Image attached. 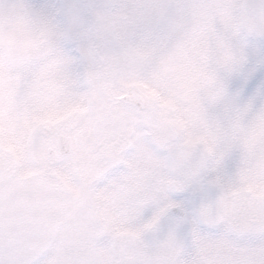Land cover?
<instances>
[{"label": "clouds", "instance_id": "clouds-1", "mask_svg": "<svg viewBox=\"0 0 264 264\" xmlns=\"http://www.w3.org/2000/svg\"><path fill=\"white\" fill-rule=\"evenodd\" d=\"M0 256L264 264V0H0Z\"/></svg>", "mask_w": 264, "mask_h": 264}, {"label": "snow or ice", "instance_id": "snow-or-ice-1", "mask_svg": "<svg viewBox=\"0 0 264 264\" xmlns=\"http://www.w3.org/2000/svg\"><path fill=\"white\" fill-rule=\"evenodd\" d=\"M0 264H14V262L8 257L0 256Z\"/></svg>", "mask_w": 264, "mask_h": 264}]
</instances>
